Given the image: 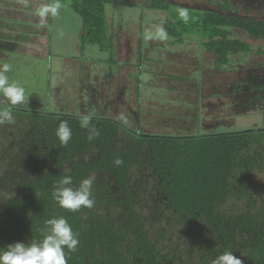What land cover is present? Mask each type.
Segmentation results:
<instances>
[{
	"label": "trees",
	"instance_id": "obj_1",
	"mask_svg": "<svg viewBox=\"0 0 264 264\" xmlns=\"http://www.w3.org/2000/svg\"><path fill=\"white\" fill-rule=\"evenodd\" d=\"M116 3L132 4L70 0L82 21L80 42L113 49L102 39L106 5ZM217 4L222 10H205L208 16L193 7L175 5L173 11L170 0H148L144 6L168 13L164 35L177 41L190 32L206 36L217 71L230 54L250 50L230 36L232 27L264 38V19L238 14L231 0ZM240 82L235 100L244 93ZM13 110L15 122L4 123L3 130L13 125L19 136L0 153V248L41 240L45 222L62 216L79 233L76 250L64 249L67 264H212L225 250L243 264H264V191L256 194L253 188L264 163V127L160 134L94 113ZM85 115L92 116L88 129L80 126ZM62 121L72 129L66 146L55 136ZM116 158L123 164L115 165ZM65 176L73 187L94 178L92 208L73 212L54 201L52 192Z\"/></svg>",
	"mask_w": 264,
	"mask_h": 264
},
{
	"label": "rangeland",
	"instance_id": "obj_2",
	"mask_svg": "<svg viewBox=\"0 0 264 264\" xmlns=\"http://www.w3.org/2000/svg\"><path fill=\"white\" fill-rule=\"evenodd\" d=\"M147 1L106 5L105 39L102 40L113 51L79 39L75 45L74 41L65 42L60 50V41H66L65 37L70 34L68 28L63 29L67 30L63 34L57 33L62 20L68 17L77 21L75 13L69 15L63 11L47 29L51 39L46 50L37 45L29 54L16 50L10 55L3 52L12 67L6 75L10 81L23 86L28 96L25 104L8 106L12 111L46 107L49 111L62 109L111 116L131 128L160 134L264 127V38L251 37L245 30L232 27L230 36L247 42L250 50L230 54L227 64L216 71L215 55L206 49V36L190 32L177 41L162 34L163 21L169 15L165 10L147 8L144 6ZM170 1L174 4L173 11L177 8L175 5L197 8L205 16L209 14L207 11L222 10L217 4L220 0ZM231 1L239 6L238 14L264 19V0ZM182 11L181 15L186 17V8ZM55 48L67 58L56 69L53 63L58 57L54 52L59 51ZM4 64L0 61V66ZM239 80L244 93L238 94L237 101L235 84ZM4 99L0 95V102ZM44 99L49 100L48 104ZM3 129L4 124H0V153L19 136L12 131L13 125ZM253 181L256 194L263 192L264 163Z\"/></svg>",
	"mask_w": 264,
	"mask_h": 264
},
{
	"label": "clouds",
	"instance_id": "obj_3",
	"mask_svg": "<svg viewBox=\"0 0 264 264\" xmlns=\"http://www.w3.org/2000/svg\"><path fill=\"white\" fill-rule=\"evenodd\" d=\"M61 7L59 3L45 6L41 15L48 12L56 14ZM11 71L10 64L0 66V95L5 99L0 102V124L15 122L12 108L25 104L28 96L23 86L16 81H10L6 73ZM91 115L81 117V128L88 129ZM55 136L62 145H68L72 139V129L67 121L59 123ZM115 165L123 164V160L116 158ZM93 177L83 179L78 187H73L70 176L61 178L52 192V198L62 208L73 212L83 208H92L95 204L93 198ZM43 238L28 243L14 242L0 248V264H67L64 249L75 251L79 243V233L75 232L68 220L64 217H54L45 222L42 229ZM212 264H243L232 251L225 250L215 257Z\"/></svg>",
	"mask_w": 264,
	"mask_h": 264
},
{
	"label": "crops",
	"instance_id": "obj_4",
	"mask_svg": "<svg viewBox=\"0 0 264 264\" xmlns=\"http://www.w3.org/2000/svg\"><path fill=\"white\" fill-rule=\"evenodd\" d=\"M55 3H59L61 5L56 14L48 12L45 15H41V11L45 6L53 5ZM63 11H65L66 14L75 13L70 7V0H0L1 63L8 64L5 60L6 58L3 56V52L10 55V53L16 50L21 51L20 54H29L31 53V48L37 45H41V47L46 50L47 48L45 46L47 43H50L51 39L49 38L51 35H49L47 29L49 27L51 28L53 23L58 20ZM76 15L74 16H76L78 22L74 21L76 19L71 20L66 17L64 19L65 21L62 20V23L58 28L57 33L59 34H63L67 31L63 30L64 28H68L70 33L65 37V39H67L66 41H60V50L62 49L61 46H63L67 41H74V45L76 44V39H79L80 41L82 21L79 15ZM76 25L78 27L75 28L74 26ZM59 37L62 36L59 35ZM55 49L56 51H59L58 48ZM54 53L58 57L55 60L56 62H54V67L56 69L58 66H62L63 62L67 61V58H63L62 52L60 51L58 53ZM21 62L22 60L20 59L19 64H21Z\"/></svg>",
	"mask_w": 264,
	"mask_h": 264
},
{
	"label": "flooded vegetation",
	"instance_id": "obj_5",
	"mask_svg": "<svg viewBox=\"0 0 264 264\" xmlns=\"http://www.w3.org/2000/svg\"><path fill=\"white\" fill-rule=\"evenodd\" d=\"M69 15H70V13H69ZM71 17H72V15H71ZM74 23V22H73Z\"/></svg>",
	"mask_w": 264,
	"mask_h": 264
}]
</instances>
